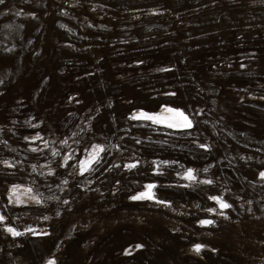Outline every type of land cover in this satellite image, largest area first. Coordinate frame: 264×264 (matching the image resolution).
<instances>
[{
    "label": "rangeland",
    "instance_id": "374dc122",
    "mask_svg": "<svg viewBox=\"0 0 264 264\" xmlns=\"http://www.w3.org/2000/svg\"><path fill=\"white\" fill-rule=\"evenodd\" d=\"M164 105L192 128L128 118ZM0 141V264H264V0H4Z\"/></svg>",
    "mask_w": 264,
    "mask_h": 264
},
{
    "label": "snow or ice",
    "instance_id": "6c2138e0",
    "mask_svg": "<svg viewBox=\"0 0 264 264\" xmlns=\"http://www.w3.org/2000/svg\"><path fill=\"white\" fill-rule=\"evenodd\" d=\"M4 2V0H0V4H2ZM160 71H167V69H160ZM169 95H175L174 93H169ZM130 120H139V121H145V122H150L152 125L155 126H164L166 128L169 129H190L193 126V121L189 118L188 115H186L184 113V111L182 110H178V109H174L172 107H167V106H161V111L159 113H149V112H145L143 110H140L138 112H133L129 117ZM141 126H144L143 124ZM33 127H36V125H33ZM42 139V137L39 136V134H37L36 136L31 138V142H35L37 140ZM25 140H29L28 137H25ZM3 141H0V143H2ZM139 143V141H137ZM63 144H67V140L62 142ZM47 142H45V147H47ZM200 147L204 148L205 150L207 149L206 145H199ZM32 152H37L39 151L38 148H32L30 149ZM106 151V149L104 148H100L99 146H94V150L92 152H90L88 154V156L86 158L80 159L78 161V164L76 165H71L72 167L79 168V174L80 175H84L87 172L90 171H94L95 168L93 167L95 166H99L101 164V160L102 157L100 155V153ZM53 156H59L60 153L56 150H53L52 152ZM73 159L72 155H65L62 157L63 163H62V167L63 166H67L69 161ZM154 164H156L157 169L160 166V163H164L167 164V161L164 162H157V161H153ZM4 166L6 167H13L14 164L12 162H9L7 160L3 161ZM117 167H119V165H116ZM137 167V164L132 163V164H128L126 165V168L128 169H132ZM181 167H183V165H181ZM36 170V167L33 166V171ZM204 172L208 171V168H204L203 169ZM48 175H52V172L49 171L47 173ZM260 179L264 180V172L260 173L259 176ZM181 179L187 180L189 181V184H185L182 185V187H189L191 186L192 183H195L197 181L196 176L194 175V170L189 168L186 169L185 173L183 174V176H181ZM64 183H67V181H63ZM199 183L201 184H211L212 181L210 179H204V180H200ZM146 191L144 192H140L132 197H130V199L132 200H155V193L152 191L156 185L155 184H147L144 186ZM20 193V186H13L10 189L9 192V197H8V202L9 204H22L25 201H23L21 199V196L18 194ZM33 193V189L32 188H26L23 190V194L27 195L29 200L34 201L36 204H41L42 200H43V196L41 193L36 192L35 194ZM211 200L215 201L220 209V212L218 213L221 216H224V211L225 209H228L231 207V205L229 203H227L226 201H224L222 199V197H217V196H210L209 197ZM156 203H165L163 201L160 200H155ZM64 203H68L67 200L64 201ZM207 211H209L212 214H217L216 211L214 209H208ZM57 215H59V213H57ZM225 219H227V217H224ZM45 220L48 219L47 216L44 217ZM6 223V217H4L3 215H0V224H5ZM201 225H210L213 224L214 221L212 220H201L200 221ZM4 230L11 234L13 237H17L20 235H23V233L17 231L15 228L11 227V226H6L4 228ZM28 231H31L34 235L38 234L36 232L35 229H31L29 228ZM42 234L47 235L46 232H42ZM137 248L142 247V245H136ZM203 245H195L193 248V251L196 253H199L201 251V249L203 248ZM129 252L126 251L125 255H128ZM49 264H53L52 261H49Z\"/></svg>",
    "mask_w": 264,
    "mask_h": 264
},
{
    "label": "bare ground",
    "instance_id": "6f19581e",
    "mask_svg": "<svg viewBox=\"0 0 264 264\" xmlns=\"http://www.w3.org/2000/svg\"><path fill=\"white\" fill-rule=\"evenodd\" d=\"M167 96H171V95H169V94H164V97H167ZM165 106V105H164ZM161 111V108L156 112V113H159ZM172 130H180V129H172ZM144 191H146V189H144L142 192H144ZM28 230L27 229H23V230H21V231H19V232H22V233H25V232H27ZM6 234H9V233H7L6 232ZM11 237H13L11 234H9ZM31 236H33V237H36L37 235H31ZM134 249H139V248H137V247H133L132 249H131V251H134ZM49 261H52L53 262V260H48L45 264H49Z\"/></svg>",
    "mask_w": 264,
    "mask_h": 264
}]
</instances>
